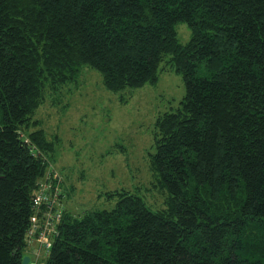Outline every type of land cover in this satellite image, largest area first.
I'll list each match as a JSON object with an SVG mask.
<instances>
[{
  "label": "trees",
  "instance_id": "16d2710c",
  "mask_svg": "<svg viewBox=\"0 0 264 264\" xmlns=\"http://www.w3.org/2000/svg\"><path fill=\"white\" fill-rule=\"evenodd\" d=\"M83 66L115 92L174 69L185 95L154 121L159 200L107 191L75 212L63 187L44 249L33 196L56 169L35 112ZM31 247L35 264H264V0H0V264Z\"/></svg>",
  "mask_w": 264,
  "mask_h": 264
},
{
  "label": "rangeland",
  "instance_id": "374dc122",
  "mask_svg": "<svg viewBox=\"0 0 264 264\" xmlns=\"http://www.w3.org/2000/svg\"><path fill=\"white\" fill-rule=\"evenodd\" d=\"M176 30L181 43L189 40L185 22L177 23ZM184 95V80L174 69L159 73L154 83L115 92L89 66H83L65 94L55 100L50 95L35 117L54 141L52 164L68 192L66 205L75 212L111 207L114 200L107 201L105 192L122 189L147 202L159 200L148 166L155 151L154 121ZM34 250L29 251L32 260Z\"/></svg>",
  "mask_w": 264,
  "mask_h": 264
},
{
  "label": "built area",
  "instance_id": "2783aa9c",
  "mask_svg": "<svg viewBox=\"0 0 264 264\" xmlns=\"http://www.w3.org/2000/svg\"><path fill=\"white\" fill-rule=\"evenodd\" d=\"M50 177L51 181L49 183H41L33 196V203L35 206H39L41 204H47L49 206V209L44 213L45 217L43 219L42 228L38 232L36 231L37 215H34L31 217V227L28 231V235L30 236L29 241H32L33 238L36 239V241L39 242L44 249H48L51 246V238H53L54 234H56L55 226L59 222L62 214V203L60 200V195L63 192L61 185L62 176L61 174H58L57 170H54L50 174ZM36 232L37 234L35 235ZM40 254L41 250L39 248H35V261L39 258ZM34 260L32 261V264H35Z\"/></svg>",
  "mask_w": 264,
  "mask_h": 264
},
{
  "label": "water",
  "instance_id": "95a60500",
  "mask_svg": "<svg viewBox=\"0 0 264 264\" xmlns=\"http://www.w3.org/2000/svg\"><path fill=\"white\" fill-rule=\"evenodd\" d=\"M29 259H30L29 255H27V254L24 255L22 258L21 264H32L29 262Z\"/></svg>",
  "mask_w": 264,
  "mask_h": 264
},
{
  "label": "crops",
  "instance_id": "0c3cea01",
  "mask_svg": "<svg viewBox=\"0 0 264 264\" xmlns=\"http://www.w3.org/2000/svg\"><path fill=\"white\" fill-rule=\"evenodd\" d=\"M29 257H30V259H29V260H31V257H32V256H29Z\"/></svg>",
  "mask_w": 264,
  "mask_h": 264
}]
</instances>
